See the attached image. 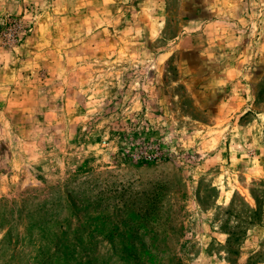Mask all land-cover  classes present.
<instances>
[{
  "label": "rangeland",
  "instance_id": "rangeland-1",
  "mask_svg": "<svg viewBox=\"0 0 264 264\" xmlns=\"http://www.w3.org/2000/svg\"><path fill=\"white\" fill-rule=\"evenodd\" d=\"M0 264H264V0H0Z\"/></svg>",
  "mask_w": 264,
  "mask_h": 264
}]
</instances>
